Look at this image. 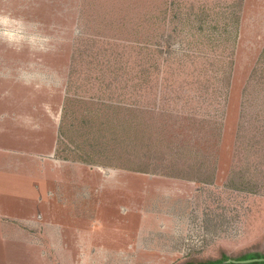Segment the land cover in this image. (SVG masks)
I'll list each match as a JSON object with an SVG mask.
<instances>
[{
  "label": "rangeland",
  "instance_id": "rangeland-1",
  "mask_svg": "<svg viewBox=\"0 0 264 264\" xmlns=\"http://www.w3.org/2000/svg\"><path fill=\"white\" fill-rule=\"evenodd\" d=\"M120 1L165 18L146 83L145 45L98 16ZM82 42L95 51L76 69ZM70 98L84 114L142 109L149 171L76 159L90 156L81 137L64 149ZM262 257L264 0H0V264Z\"/></svg>",
  "mask_w": 264,
  "mask_h": 264
},
{
  "label": "trees",
  "instance_id": "trees-1",
  "mask_svg": "<svg viewBox=\"0 0 264 264\" xmlns=\"http://www.w3.org/2000/svg\"><path fill=\"white\" fill-rule=\"evenodd\" d=\"M121 8L118 6H110L108 4H104L100 8L98 15L101 19L103 18L108 25H105V28L108 30L115 29L118 30L117 36L120 38L131 39L132 43L134 44H144L145 46L142 49H146L147 56L143 58L145 62V66H148L143 72H145L144 80L146 82L150 79V69L154 68L151 64L148 55L159 54L160 51L157 48L150 47L151 44L157 46L155 44L156 39L164 31V16H156L154 12L148 11L145 5L135 6V4H128L127 2H119ZM102 9V10H100ZM105 30V31H108ZM115 36V34H113ZM80 38V37H79ZM78 38V39H79ZM82 39H84L82 37ZM124 39V40H126ZM154 41V42H153ZM117 46H119L117 44ZM141 46V45H140ZM86 50L88 55L90 53H94V49L92 44H86L82 42L77 48V68L78 69L81 65V60L83 58L81 55V50ZM87 57L88 63H91L93 60H88L89 56ZM121 58L124 59V56L121 54ZM111 59V58H110ZM170 56L165 57L167 63L171 62ZM178 61L177 59H174ZM113 61V59L109 60ZM122 61V60H121ZM126 61V60H124ZM121 64H123V62ZM183 61V60H182ZM180 61L179 64L180 71H184L188 68L186 63ZM83 63V62H82ZM134 64V63H133ZM132 64V65H133ZM132 65L127 66L129 70L132 71ZM156 66V71L158 74V66ZM107 68V67H106ZM110 68V67H109ZM108 68V69H109ZM123 69V70H122ZM134 69V68H133ZM166 71L167 81L170 83V86L174 88L177 80H171L173 74L169 75L167 73V68L164 69ZM194 74L196 73L195 68L192 67ZM115 79L117 81L122 80L121 86L125 88L128 85V79L131 78L127 75L128 72L126 68H121L120 65L117 66L115 69ZM106 72V71H105ZM142 72V73H143ZM158 75H156L157 77ZM107 79L114 80L113 77L108 75ZM148 95V91L146 92V96ZM71 98L69 99L68 103L70 108H72L71 113L69 112L64 113L62 121L60 123L61 129V138H62V146L64 149H68L70 143H73L74 139L77 137L84 138L83 146L88 148L87 151L90 156L94 155L96 157L84 156L81 157L77 153H74V158L82 160L84 162H92L96 161L100 164H112L116 165L118 168L130 170V171H141V172H148V161L149 157L147 158L146 152L153 146L152 140H150L149 136L151 134L152 126L148 125L144 118V112L142 109H134L131 107H124L118 106V109L114 112L113 109L117 108L112 105H107L106 107L102 108L101 113H105L102 116H98L93 114L95 110L93 108H89V111L84 114V111L81 109L78 112L77 110V103L76 100L72 102ZM114 112V113H113ZM74 115H78V118ZM85 115V116H84ZM69 116H72L69 119ZM143 117V119H142ZM138 127L140 128L141 135L137 136ZM65 140V141H63ZM163 142V141H162ZM158 146H163L161 143L157 144ZM113 152V156L109 155L108 152ZM72 152V151H71ZM114 159H109V157ZM170 157L168 151H164L162 153V157L160 158H167ZM63 159H69L67 154L63 155ZM115 162V163H114ZM189 264V263H186ZM209 264H215L214 261L210 262ZM222 264H238L232 262H223ZM244 264V263H243ZM245 264H264V261L260 262H250Z\"/></svg>",
  "mask_w": 264,
  "mask_h": 264
},
{
  "label": "water",
  "instance_id": "water-1",
  "mask_svg": "<svg viewBox=\"0 0 264 264\" xmlns=\"http://www.w3.org/2000/svg\"><path fill=\"white\" fill-rule=\"evenodd\" d=\"M233 262H241V263H248V262H253V261H264V258H250V259H243V260H230Z\"/></svg>",
  "mask_w": 264,
  "mask_h": 264
}]
</instances>
